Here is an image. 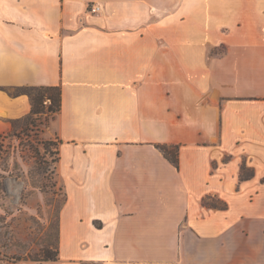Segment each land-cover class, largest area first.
Returning <instances> with one entry per match:
<instances>
[{
    "label": "crops",
    "instance_id": "crops-1",
    "mask_svg": "<svg viewBox=\"0 0 264 264\" xmlns=\"http://www.w3.org/2000/svg\"><path fill=\"white\" fill-rule=\"evenodd\" d=\"M23 87L61 88L44 264H264V0H0V134Z\"/></svg>",
    "mask_w": 264,
    "mask_h": 264
},
{
    "label": "rangeland",
    "instance_id": "rangeland-1",
    "mask_svg": "<svg viewBox=\"0 0 264 264\" xmlns=\"http://www.w3.org/2000/svg\"><path fill=\"white\" fill-rule=\"evenodd\" d=\"M50 106L45 102L33 124L21 120L1 141L0 264H44L59 245V217L67 197L57 173L59 141L44 134L57 115Z\"/></svg>",
    "mask_w": 264,
    "mask_h": 264
},
{
    "label": "trees",
    "instance_id": "trees-1",
    "mask_svg": "<svg viewBox=\"0 0 264 264\" xmlns=\"http://www.w3.org/2000/svg\"><path fill=\"white\" fill-rule=\"evenodd\" d=\"M17 91L22 92L21 94H26L29 96L32 102V111L25 118L28 123H34L35 120L33 116L43 112L45 102L49 101L51 106L48 108L49 112L58 114L61 110V88L60 87H23L16 88ZM33 119V120H32ZM21 120L13 122V130H15ZM6 133L0 134V147L1 141L6 139ZM46 147V146H45ZM157 148L164 154V156L177 168H180L179 152L180 146H168V145H158ZM1 150V148H0ZM60 154V149L59 152ZM60 161V157H59ZM60 218V217H59ZM60 226V221H59ZM60 236V234H59ZM59 255V245L57 251L54 255H46L43 261H54Z\"/></svg>",
    "mask_w": 264,
    "mask_h": 264
},
{
    "label": "built area",
    "instance_id": "built-area-1",
    "mask_svg": "<svg viewBox=\"0 0 264 264\" xmlns=\"http://www.w3.org/2000/svg\"><path fill=\"white\" fill-rule=\"evenodd\" d=\"M97 10H99L98 7H94V8H93V11H97Z\"/></svg>",
    "mask_w": 264,
    "mask_h": 264
}]
</instances>
